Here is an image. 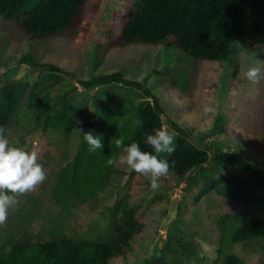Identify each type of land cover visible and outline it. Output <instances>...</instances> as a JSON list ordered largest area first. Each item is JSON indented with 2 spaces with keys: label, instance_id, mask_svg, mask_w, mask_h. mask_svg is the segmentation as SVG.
<instances>
[{
  "label": "rangeland",
  "instance_id": "obj_1",
  "mask_svg": "<svg viewBox=\"0 0 264 264\" xmlns=\"http://www.w3.org/2000/svg\"><path fill=\"white\" fill-rule=\"evenodd\" d=\"M98 6V1L88 0L74 38L58 34L43 39L28 36L0 15V93L9 82H15L18 88L16 111L5 127V135L11 144L36 151L46 172L44 182L35 191L20 196L19 204L9 210L7 222L0 226V246L29 227L42 231L47 238L67 235L107 241L119 221L114 203L128 195L129 204L144 227L131 238L123 255L111 259L112 264H150L154 260L165 264H220L227 252L237 254L243 261L264 263V239L235 243L219 251L218 215L241 211L246 205L224 199L213 191L205 192L204 176L231 172L264 192L263 185L228 164L211 160L203 169L194 168L184 178L168 172L153 190L149 178L117 163L118 170L110 175L104 190L96 197L77 202L72 195L53 193L61 167L75 152L89 147L77 128L97 136L113 103L131 105L144 98L142 90L120 83L87 90L79 82L80 77L115 70L142 81L160 99L164 128L172 135L181 132L197 144L210 143V152H233L264 171V144L260 140L264 79L253 84L243 75L250 66L264 69L258 63L264 62V45L239 42L223 62L195 59L185 62L174 48L142 42L124 48L109 45L104 50L98 39L99 26L91 27L93 22L89 25L92 11ZM24 53L31 54L37 63L57 64L63 72L17 63ZM181 69L189 80L183 90L176 83ZM34 83L50 93V114H58L66 104L79 107L81 117L73 130L36 126V111L27 105ZM206 104L215 111L205 114ZM189 178L193 182L188 183ZM176 195L178 210L165 231L163 221ZM248 215L261 217L264 213L248 212ZM196 256L200 259L196 260Z\"/></svg>",
  "mask_w": 264,
  "mask_h": 264
},
{
  "label": "trees",
  "instance_id": "obj_2",
  "mask_svg": "<svg viewBox=\"0 0 264 264\" xmlns=\"http://www.w3.org/2000/svg\"><path fill=\"white\" fill-rule=\"evenodd\" d=\"M98 7L92 11L89 25L98 27L99 42L105 50L112 47L124 48L134 43L163 45L176 49L190 60L225 61L233 46L239 42L249 45H264V0H96ZM88 0H0V15L15 24L22 33L43 39L54 34L74 38L81 18L82 8ZM33 68L38 66L47 71L63 72L54 63H37L29 53L18 58ZM180 89L189 85L182 69L177 74ZM80 84L87 90L106 85L122 84L143 91L144 98L131 105L113 103L105 121L98 129L104 147L94 152L80 149L58 171L53 193L72 195L77 202L96 197L104 190L109 177L118 169L106 166L108 158L122 153L114 144L115 138L123 136L127 146L132 142L140 145L142 151L153 149L145 141L146 134L164 128L163 107L160 99L142 81L130 78L122 70H115L88 77H80ZM34 83L27 105L35 109V123L42 129H56L70 132L77 126L81 113L79 107L63 105L56 115L50 114V93ZM151 97L152 100L148 99ZM18 103V88L9 82L0 93V127H6L15 114ZM264 110V107H263ZM174 125H177L174 123ZM264 144V112L262 119ZM175 151L167 159L169 172L180 178L194 168H204L213 161L228 164L231 168L247 174L254 182L264 186V171L253 162L230 151L210 152L207 142L197 144L187 135L175 132ZM193 182L192 178L187 179ZM204 191H213L227 200H237L246 205L241 211H225L218 215L221 229L222 252L239 242L264 239V216H250L248 212L264 213V192L252 183L229 172L224 175L204 176ZM128 195L116 200L114 208L119 221L109 240H85L62 235L47 238L46 235L29 227L15 238H7L0 246V264H112L111 259L123 255L131 238L138 234L144 224L129 204ZM12 246L10 254L4 249ZM200 258L196 256V260ZM150 264H165L154 260ZM220 264H264L243 261L237 254L227 252Z\"/></svg>",
  "mask_w": 264,
  "mask_h": 264
},
{
  "label": "clouds",
  "instance_id": "obj_3",
  "mask_svg": "<svg viewBox=\"0 0 264 264\" xmlns=\"http://www.w3.org/2000/svg\"><path fill=\"white\" fill-rule=\"evenodd\" d=\"M258 63L264 65V62ZM262 73L264 69L261 66H250L243 75L251 83L258 84L261 79H264ZM213 111H215L213 107L204 105L205 114ZM77 130L89 145L90 151L94 152L104 147L101 137L94 136L91 132L82 133V129L79 128ZM5 133L6 129L0 127V226L7 222L9 210L19 204V197L35 191L46 179V172L42 164L38 162V153L11 144ZM124 140L123 136L115 138V147L123 154L118 160L115 156L108 158L106 166L112 167L117 163L126 165L135 173L149 178L151 189L156 190L159 187L160 178L169 172L168 160L160 159L159 156L162 153L171 155L175 151L174 136L166 128L155 129L154 134H146L144 142L153 149L155 154L142 151L136 142L126 146ZM4 251L10 254L12 246L8 245Z\"/></svg>",
  "mask_w": 264,
  "mask_h": 264
},
{
  "label": "water",
  "instance_id": "obj_4",
  "mask_svg": "<svg viewBox=\"0 0 264 264\" xmlns=\"http://www.w3.org/2000/svg\"><path fill=\"white\" fill-rule=\"evenodd\" d=\"M178 202H179V197L178 195L174 196L171 199L170 202V208L168 211L167 216L165 217L164 221H163V228L166 231L168 229L169 226V222L173 219V217L175 216L177 210H178Z\"/></svg>",
  "mask_w": 264,
  "mask_h": 264
}]
</instances>
